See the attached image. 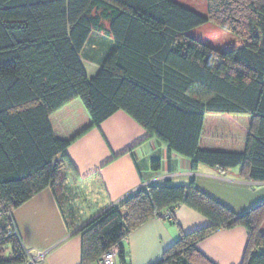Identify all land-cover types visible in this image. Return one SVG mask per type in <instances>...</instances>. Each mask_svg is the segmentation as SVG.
<instances>
[{"label":"trees","instance_id":"1","mask_svg":"<svg viewBox=\"0 0 264 264\" xmlns=\"http://www.w3.org/2000/svg\"><path fill=\"white\" fill-rule=\"evenodd\" d=\"M103 21L113 49L88 77L80 54ZM208 22L242 45L218 51L190 34ZM117 111L193 169L238 167L264 182V0H207L206 17L172 0H0V264L29 262L11 212L62 183L68 146ZM180 205L211 224L183 234L155 264H214L196 245L236 226L247 234L241 264H264V202L235 214L193 180L147 186L94 218L78 231L80 264L114 246L127 264L122 241Z\"/></svg>","mask_w":264,"mask_h":264},{"label":"crops","instance_id":"2","mask_svg":"<svg viewBox=\"0 0 264 264\" xmlns=\"http://www.w3.org/2000/svg\"><path fill=\"white\" fill-rule=\"evenodd\" d=\"M102 23L104 30L92 32L80 54L88 77L97 73L113 49L108 23ZM93 58L99 61H91ZM88 64L91 73L87 70ZM65 155L71 165L65 163V178L58 185L68 209H74L79 197L93 196L96 206L87 220L73 216L74 220L70 221L56 185H49L15 208L11 218L29 260L37 252L43 253V260L35 264H80L82 240L78 231L147 186L165 182L186 185L193 180L199 191L235 214L264 202V182L243 179L238 167L219 170L198 165L193 169L190 159L169 151L158 139L148 137L147 131L123 111L115 112L70 144ZM153 161L159 163L157 169L152 168ZM210 224L194 210L177 206L173 208L172 221L151 219L122 241L128 256L126 262L155 264L183 234ZM259 230L264 233V219ZM246 245L245 228L236 226L213 232L196 248L214 264H241Z\"/></svg>","mask_w":264,"mask_h":264},{"label":"rangeland","instance_id":"3","mask_svg":"<svg viewBox=\"0 0 264 264\" xmlns=\"http://www.w3.org/2000/svg\"><path fill=\"white\" fill-rule=\"evenodd\" d=\"M172 1L203 17L207 16V0H172ZM190 34L197 40L201 41L202 43L208 46H211L212 48L218 51H225L231 47H240L243 43L241 38L237 37L236 35L224 29L217 27L216 25L210 22L194 28L193 30L190 31ZM91 61H94L96 63L99 61V59L93 58L91 59ZM87 70L89 73H91L89 64L87 65ZM55 187H56L55 188L56 192L60 199V203L62 204L64 212L66 213L70 221H73L74 218L76 217L77 218L80 217L84 219V221L90 218V216L93 213L92 211L96 206V202L93 196L76 198V201L74 200L75 201L74 209L71 211L68 209V206L66 204L67 203L65 200L66 198H64L61 195V190L59 186L56 185ZM6 254L9 255V251Z\"/></svg>","mask_w":264,"mask_h":264},{"label":"built area","instance_id":"4","mask_svg":"<svg viewBox=\"0 0 264 264\" xmlns=\"http://www.w3.org/2000/svg\"><path fill=\"white\" fill-rule=\"evenodd\" d=\"M172 216H173V210L165 209L164 211L157 213L155 218L165 222H170L172 221ZM118 252L119 250L117 246L112 247L98 258L96 264H118L116 261ZM42 260H43V253L37 252L35 256L31 258L27 264H35L36 262Z\"/></svg>","mask_w":264,"mask_h":264}]
</instances>
